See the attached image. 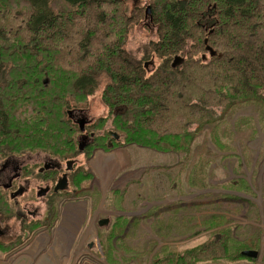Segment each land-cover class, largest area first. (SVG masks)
Here are the masks:
<instances>
[{"label": "trees", "instance_id": "1", "mask_svg": "<svg viewBox=\"0 0 264 264\" xmlns=\"http://www.w3.org/2000/svg\"><path fill=\"white\" fill-rule=\"evenodd\" d=\"M62 1L56 7L54 0H0V160L41 152L73 161L89 149L137 144L173 153L180 162L192 156L205 125L217 128L240 104L264 109V0H152L148 18L156 38L138 59L126 44L131 28L145 19L139 6L128 12L126 0ZM179 53L184 57L172 67ZM148 58V64L157 59L150 72ZM98 90L107 112L84 126L95 132L80 151V124L71 114L87 109ZM248 120L236 117L230 133ZM216 132L211 141L226 157L231 148ZM204 166L191 161L189 187L206 188ZM83 173L69 182L76 186L89 177ZM12 208L9 191L0 186V217L15 214ZM223 237V244L163 247L152 264L255 261L242 254L248 246L235 247L228 232ZM15 241L0 240L2 255L16 252L11 248L22 241Z\"/></svg>", "mask_w": 264, "mask_h": 264}, {"label": "rangeland", "instance_id": "2", "mask_svg": "<svg viewBox=\"0 0 264 264\" xmlns=\"http://www.w3.org/2000/svg\"><path fill=\"white\" fill-rule=\"evenodd\" d=\"M151 2L152 0H126L127 11H131L136 5L144 13L146 6ZM54 3L59 7L64 2L54 0ZM140 20L131 28L126 44L127 50L136 59L141 57L147 43L156 38L151 22L148 19ZM182 53L179 54L184 57ZM149 59H144L148 72L157 64V59L148 64L146 61ZM100 91L89 96L87 109L73 111L71 114L76 121L82 118L84 126L107 112L101 101ZM261 114H264V109L254 104L237 105L217 128L205 125L196 134L192 144V156L189 155L185 161L179 162L173 153L156 152L137 144L80 152L70 161V171L73 170L71 178L74 174L82 172L89 176L80 180L76 186L70 180L71 189L85 188L81 193L73 194L79 201L60 206L59 202L51 200V191L47 197L48 206H53V217L49 220L44 218L46 221L38 224V234L34 240L18 249L24 245L21 243L17 251H14L15 255L6 256L0 252V264H10L19 257L16 262L25 260L27 264H36L38 261H47L50 264L49 257L60 258L62 264L63 261L65 264H152L154 256L159 254L163 247L169 246L173 250L181 251L183 248L206 243L207 240L209 242L219 239L223 244L224 232L229 233L235 247L240 249L243 245L259 251L255 261L199 264H264V121L260 119ZM236 117H249V120L239 124L240 127L230 133ZM109 126L106 124L105 128ZM195 126L192 125L190 130H194ZM85 129L86 131H80L77 136L80 141L82 136H85L84 148L95 132L89 130L90 128ZM210 130L213 133H210ZM216 130V136L225 144V148H231L226 157L227 152L218 151L211 141V138L215 139ZM205 148L209 152L206 153ZM97 154L103 156L104 166L105 163L110 164L106 161L115 154L124 163L117 165L120 171L111 177L108 189H99L97 186L101 181L97 176L98 164L94 162ZM48 158L50 161L57 159L63 167H68V160H60L41 152L26 153L6 158L10 163L4 170L5 178L0 179L1 184L8 181L13 172V160L28 163L24 166H29L30 169L25 175L29 176L28 183L21 190L23 194L18 196V200L21 202L25 197L31 198L33 203L29 211L33 212L34 208H37L41 217L44 207L41 201L37 200L36 193L42 187L45 173L37 175V169ZM6 159L0 160V169ZM191 161L205 163L206 179L203 182L206 188H192L186 184V171L189 170ZM199 169L201 167H198ZM48 175L53 182L61 176L57 170L50 171ZM22 181L21 179L20 182ZM244 181L249 190L244 186ZM16 188L17 186H14V190ZM120 216H123L124 224L133 216V223H129L126 238L122 237ZM216 216L221 219L203 224L205 218ZM16 219L14 214H11L1 222L5 223V226L18 225ZM101 220H106V223L100 225ZM223 220L224 224L220 225ZM200 222L202 225H199ZM114 224H117V228ZM110 227H114L111 232L108 231ZM224 228L227 229L222 231ZM62 238L65 242L63 248L72 238L68 251L60 247ZM53 247L55 249L52 251ZM27 251L29 253L23 258Z\"/></svg>", "mask_w": 264, "mask_h": 264}, {"label": "flooded vegetation", "instance_id": "3", "mask_svg": "<svg viewBox=\"0 0 264 264\" xmlns=\"http://www.w3.org/2000/svg\"><path fill=\"white\" fill-rule=\"evenodd\" d=\"M145 19L149 20V18H145ZM81 119L79 118L77 121L80 122ZM84 139L85 136H82V140ZM5 161H6L5 164L0 169V179L5 178L4 170L6 169L7 165L10 163L8 159H6ZM44 161L46 162H43L41 166L37 169L38 172L37 175L45 173V176L42 179L43 188L40 187L36 193L37 200H40L44 207L43 217L40 216L39 214L40 211L37 208H34L33 212L29 211L31 204L33 203V200L31 198L29 199L28 197H25L21 202L18 200V196L23 194V192L21 193V190L24 189L26 187L25 184L28 183L27 178L29 176H25L26 171H24V166L27 165L28 163L25 164L23 161L21 163L20 160L19 161L13 160L12 161V163H14V167H12L13 172L8 177L7 179L8 181L6 182L3 181V184H1L2 180H0V186H2L3 189L8 190L10 193V198L14 200L13 205L15 206L14 209L16 211L14 214V218H17L16 223L18 224V225L8 224L7 226H5V223L1 222V220H3L4 218L0 217V240L6 241V243L11 245H16L17 241L15 240L20 239L24 244L21 247H19L21 245L20 243L18 246L19 248L12 247L11 250L17 251V248L20 249L25 247L27 243L30 242L38 234V231L36 230L38 229L37 228L38 224L43 221H46L43 220L44 218L49 220L50 218L53 217V206L51 207L48 206V197H47L48 195H50L51 191H52L51 200L52 201L56 200V202H59L60 206H65L67 204L78 202L79 200H76V196L73 194H78L85 190V188L71 189L69 178H70V174L72 173V170L70 171L67 166L63 167L62 163L59 162L57 159L50 161L48 158ZM54 170H57L61 174V176H59L55 182H53L48 175L50 171H54ZM63 174H67L68 187L62 190L54 191V185L57 183L58 179L63 176ZM21 179L23 180L22 182H20ZM14 186H17L15 190H14ZM59 195L61 196L59 197ZM55 208L57 209L58 206H56ZM24 214H27L28 216H25ZM101 221L104 222V220ZM22 226H24L26 230H23L22 238L21 237L17 238L19 237L23 229ZM128 231L129 229L126 230L125 228L123 232L128 233ZM11 253H13V251Z\"/></svg>", "mask_w": 264, "mask_h": 264}, {"label": "crops", "instance_id": "4", "mask_svg": "<svg viewBox=\"0 0 264 264\" xmlns=\"http://www.w3.org/2000/svg\"><path fill=\"white\" fill-rule=\"evenodd\" d=\"M100 153V152H99ZM102 161H103V156H101V155H96V157H95V160H94V162L96 163V164H98V167H97V176H98V179H101V181L99 182V183H97L98 185V188L100 189V188H102V189H105L106 187H107V185H108V187H109V181L111 182V177L113 178V176L116 174V172H119L120 170H119V168H118V166L117 165H124V163H123V161L122 160H119L118 159V157H117V155L115 154V156H113L112 158H109V159H107V163H110L109 165H106V163H105V166L102 164ZM117 161V162H116ZM113 162H115V163H113ZM118 163V164H117ZM132 172V171H131ZM106 183H108V184H106ZM108 187H107V189H108ZM130 214H132V213H130ZM121 215H123V214H121ZM124 216V215H123ZM123 216H120L119 217V219H120V221H121V227L123 226V231H124V229L126 228V230H128L129 229V223L130 222H132L133 223V216L132 217H130V218H128V222L127 223H125L124 224V221H122V217ZM118 219V220H119ZM136 219H134V221H135ZM114 227H116L117 228V224H114ZM113 227V228H114ZM113 228H109V229H113ZM127 233H124L123 232V234H122V237L123 238H126V235ZM71 242H72V238L71 239H69L68 241H67V244H66V247L65 248H63V246L65 245V242H64V239L62 238L61 239V241L59 242V244H60V247L63 249V250H65V251H68L69 250V248H70V246H71ZM36 245H38V244H36ZM55 249V247H53V249H52V251ZM78 252H79V250H78ZM29 253V251H27L24 255H23V258H25L26 257V255ZM16 254H18V253H16ZM35 254V253H34ZM13 255H15V254H8V255H6V256H13ZM48 257H49V255H48ZM20 258V257H19ZM19 258H17V259H15V261H13V262H11L10 264H27L26 262H25V260H23L22 262H20V261H18V262H16ZM32 258H33V255H32ZM49 258H51V263L50 264H62L61 263V259L60 258H54V257H49ZM257 258V257H256ZM256 258H253V259H256ZM33 262H34V260H33ZM36 264H49L47 261H38V262H35ZM63 264H65V261H63ZM79 264V263H78ZM92 264H95V262H92Z\"/></svg>", "mask_w": 264, "mask_h": 264}, {"label": "water", "instance_id": "5", "mask_svg": "<svg viewBox=\"0 0 264 264\" xmlns=\"http://www.w3.org/2000/svg\"><path fill=\"white\" fill-rule=\"evenodd\" d=\"M151 13V8L149 5L146 6L145 10H144V17L145 18H148V16L150 15ZM207 50L209 51L210 55H213L214 54V51L207 47ZM183 58L181 56H175L173 58V61H172V67H174L176 64H178L179 62H181ZM146 65V63H145ZM79 122V121H78ZM79 127H80V130L83 131L84 130V120L81 119L80 122H79ZM93 136V135H92ZM115 138H117V136L114 134ZM86 145V143L80 140H78V149L79 150H82L84 148V146ZM67 164H68V169L70 170V161H67ZM68 187V179H67V174H63L62 177H60L57 181V183L54 185V191H57V190H62V189H65ZM259 252L258 251H253V250H247V251H243L242 254L245 255V256H248V257H251V258H255L257 256Z\"/></svg>", "mask_w": 264, "mask_h": 264}, {"label": "bare ground", "instance_id": "6", "mask_svg": "<svg viewBox=\"0 0 264 264\" xmlns=\"http://www.w3.org/2000/svg\"><path fill=\"white\" fill-rule=\"evenodd\" d=\"M206 38H207V37H206ZM246 105H247V104H246ZM11 199H12V198H11ZM63 202H64V201H63ZM42 226H43V225H42ZM45 247H46V246H45ZM247 250H253V251H257V250H254V249H245V250H242V252H243V251H247ZM258 252H259V251H258ZM258 255H259V253L257 254V256H256V257H258ZM256 257H255V258H256Z\"/></svg>", "mask_w": 264, "mask_h": 264}]
</instances>
